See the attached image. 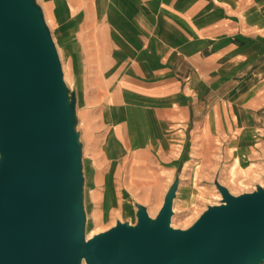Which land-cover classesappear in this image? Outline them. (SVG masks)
Listing matches in <instances>:
<instances>
[{"label":"rangeland","instance_id":"1","mask_svg":"<svg viewBox=\"0 0 264 264\" xmlns=\"http://www.w3.org/2000/svg\"><path fill=\"white\" fill-rule=\"evenodd\" d=\"M35 2L75 99L85 240L116 221L134 225L136 204L154 218L176 178L169 224L179 229L189 227L208 205L220 203L215 182L232 195L263 185L264 69L246 77L254 68L246 66L232 76L231 111H207L215 95L198 101L203 108L187 109L185 97L153 92L162 89L168 71L147 64L169 61H153L152 52L138 50L149 46H141L132 29L138 20L132 19L137 5L131 0ZM262 22L258 29L264 33ZM260 52L264 66L263 48Z\"/></svg>","mask_w":264,"mask_h":264},{"label":"water","instance_id":"2","mask_svg":"<svg viewBox=\"0 0 264 264\" xmlns=\"http://www.w3.org/2000/svg\"><path fill=\"white\" fill-rule=\"evenodd\" d=\"M75 99L35 0H0V264H261L264 175L186 229L172 228L169 185L151 218L84 238L81 144Z\"/></svg>","mask_w":264,"mask_h":264},{"label":"crops","instance_id":"3","mask_svg":"<svg viewBox=\"0 0 264 264\" xmlns=\"http://www.w3.org/2000/svg\"><path fill=\"white\" fill-rule=\"evenodd\" d=\"M130 3L137 5L131 8L137 12L132 19L138 20L132 29L142 38L140 45L149 46L138 50L152 52L153 61H169L166 65L147 64L168 71V80L159 85L162 89H153L158 97H185L186 108L196 106L197 111V107L203 108L199 100L215 95L207 111H231L228 94L235 90L232 76L246 66L254 67L246 77L264 69L259 61L260 50H264L261 47L264 33L258 29L264 21V0H131ZM143 37H147L146 41ZM243 80L236 82V86ZM223 89L224 94H218Z\"/></svg>","mask_w":264,"mask_h":264},{"label":"bare ground","instance_id":"4","mask_svg":"<svg viewBox=\"0 0 264 264\" xmlns=\"http://www.w3.org/2000/svg\"><path fill=\"white\" fill-rule=\"evenodd\" d=\"M235 160H236V158H235ZM236 162H238L237 160H236ZM239 165V164H238ZM235 167H236V165H235Z\"/></svg>","mask_w":264,"mask_h":264}]
</instances>
